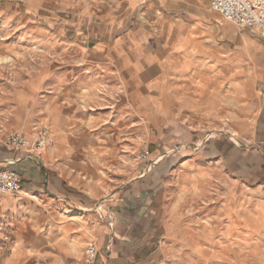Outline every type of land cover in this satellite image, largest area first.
I'll use <instances>...</instances> for the list:
<instances>
[{
	"label": "crops",
	"instance_id": "obj_1",
	"mask_svg": "<svg viewBox=\"0 0 264 264\" xmlns=\"http://www.w3.org/2000/svg\"><path fill=\"white\" fill-rule=\"evenodd\" d=\"M119 1L126 21L141 13L153 22L129 24L113 44L96 47L109 59L92 63L97 76L88 91L38 98L52 84L39 74L24 91L0 93V170L20 175L23 196L80 212L79 232L61 227L62 239L81 252L95 242V264H163V229L180 227L191 194L212 199L220 216L196 222L191 256L174 264L259 255L253 240L264 234V39L216 19L211 6L180 13L178 0ZM246 95L257 111L249 133L238 136L229 123L240 125ZM130 115L148 125L150 167L126 164ZM43 132L52 142L46 154L8 143L14 134L33 143ZM157 192H176L168 208L152 202Z\"/></svg>",
	"mask_w": 264,
	"mask_h": 264
},
{
	"label": "rangeland",
	"instance_id": "obj_2",
	"mask_svg": "<svg viewBox=\"0 0 264 264\" xmlns=\"http://www.w3.org/2000/svg\"><path fill=\"white\" fill-rule=\"evenodd\" d=\"M115 1L39 0L31 5L32 0H0V93L15 86L20 92L24 91L25 85L39 74L50 78L52 84L42 86L38 98L51 92L69 94L88 91V82L91 77L97 76L92 63L109 59L105 53L96 52V47L113 44L129 24L131 28L146 24L149 27L153 22L141 13L126 21L125 6L120 1L115 4ZM178 6L180 9L177 12L180 13L207 12L210 0H178ZM214 16L221 18L216 14ZM106 72V69L100 68L99 76H106ZM242 107V113L237 118L240 125L236 126L233 120L229 123L233 130H241L238 136L249 133L257 111V100L246 95ZM127 119L130 131L126 133V164L130 169L139 168L143 163L150 167L148 125L133 115ZM230 130L222 127L218 131L233 137L234 133ZM119 152L121 154L122 150ZM42 154H46V150ZM175 194L157 192L153 194L152 202L168 208ZM24 196L21 192L0 196V264H85L84 249L81 252L80 244L62 239L63 232L60 230L67 226L65 228L75 236L79 232L77 222L81 221L80 212H69L46 198L36 200L33 195ZM211 201L206 198L203 202L191 194L183 205L180 227L163 229L160 239L165 254L163 264L189 259L196 222H217L220 216L218 205ZM253 244L259 254L253 258L223 255L220 260L201 264H264V234L255 237ZM186 264L193 263L188 261Z\"/></svg>",
	"mask_w": 264,
	"mask_h": 264
},
{
	"label": "built area",
	"instance_id": "obj_3",
	"mask_svg": "<svg viewBox=\"0 0 264 264\" xmlns=\"http://www.w3.org/2000/svg\"><path fill=\"white\" fill-rule=\"evenodd\" d=\"M211 10L240 31H255L264 39V0H211ZM8 143L30 153L40 154L51 145L47 134H39L30 143L22 134L9 137ZM31 155V154H30ZM22 190V180L18 173L11 170H0V196L17 194ZM98 257V247L90 242L84 251L85 264H95Z\"/></svg>",
	"mask_w": 264,
	"mask_h": 264
},
{
	"label": "bare ground",
	"instance_id": "obj_4",
	"mask_svg": "<svg viewBox=\"0 0 264 264\" xmlns=\"http://www.w3.org/2000/svg\"><path fill=\"white\" fill-rule=\"evenodd\" d=\"M30 143L32 142V140H29V139H27ZM35 141V139H33V142Z\"/></svg>",
	"mask_w": 264,
	"mask_h": 264
}]
</instances>
